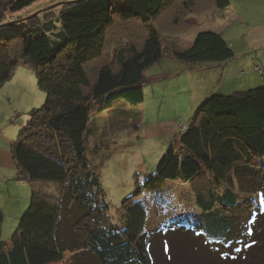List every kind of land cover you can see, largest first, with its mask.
<instances>
[{
    "label": "trees",
    "instance_id": "1",
    "mask_svg": "<svg viewBox=\"0 0 264 264\" xmlns=\"http://www.w3.org/2000/svg\"><path fill=\"white\" fill-rule=\"evenodd\" d=\"M35 1L0 0V22ZM228 4L122 0L114 7L112 0H73L63 1L56 17L0 26L9 29L0 34V87L22 62L33 67L45 94L11 145L17 178L31 184V196L8 243L1 239L0 213V264H50L65 253L73 264H205V246L234 251L246 245L247 223L254 216L264 219V84L202 100L176 136L180 150L172 139L154 173L122 201L118 222L108 215L99 170L88 158V150L102 145L89 142L98 136L93 121L117 100L141 105L145 69L164 53L190 64L234 56L230 42L212 30L197 32L183 49L162 39L164 32H178V24L191 32L199 16ZM138 26L142 31L136 33ZM250 179L257 187L247 190L256 196L239 198L235 183ZM167 181L189 183L201 213L192 226L170 220L178 224L174 241L161 240V226L145 229L147 210L137 201ZM46 184L56 186L55 194ZM247 198L252 202L239 210Z\"/></svg>",
    "mask_w": 264,
    "mask_h": 264
},
{
    "label": "rangeland",
    "instance_id": "2",
    "mask_svg": "<svg viewBox=\"0 0 264 264\" xmlns=\"http://www.w3.org/2000/svg\"><path fill=\"white\" fill-rule=\"evenodd\" d=\"M63 1L69 2L73 0H36L14 14L7 12L0 25L11 20L13 23H18L28 18V20L33 18L43 20L45 17H56L60 9L59 5L63 4ZM112 1L114 7H118L122 2V0ZM261 10L264 11V2L261 5ZM186 16L187 13L183 15V20ZM209 17V19L203 18V21L202 18L198 17L202 22H198L194 29H203V26H206L209 21L215 18L212 15ZM221 22L222 24L218 20L221 26L226 23L224 20H221ZM130 27L132 29L136 28L134 26ZM177 28L178 32H164L162 39L164 44L169 47L175 46L177 49H183L189 45L190 35H193L194 31L188 34L185 31L187 26L181 29L179 24ZM8 30L7 26L1 27L0 34L6 33ZM162 30H167L166 25ZM241 30L237 25L233 32L241 33ZM140 31H142L141 27L135 30L136 33ZM230 31L226 33V36H231ZM261 42L264 43L263 38ZM254 47H257L258 50L261 49L259 48L260 46ZM207 63L200 62L195 63V65H205ZM234 63L230 59L226 63L217 62L214 64L216 68L211 70H224L225 75L236 73L237 70L233 69ZM195 65L181 62L164 53L158 62L145 69V75L148 80L144 87V102L141 105H130L123 100H117L110 109L100 114L99 120L93 121V128H97L98 136L94 133L91 135L89 142L90 144L102 142V145L94 149L93 152L88 150V158L92 165L99 170L101 188L109 205L108 215L116 222L119 221L118 213L122 201L154 173L157 162L167 150L172 139L175 148L180 150L178 137L176 138L175 135L180 132L181 126L186 124L192 117L198 105L196 99L201 96V88H205V85L208 86ZM16 70L18 72L12 80L15 89L11 101L17 105V110L16 114H13L15 119L12 120L10 126L16 131L17 135L19 128L25 125V121L28 118L27 113L43 104L45 94L37 87L33 67L21 62L14 72ZM248 73L243 77V81L240 82L238 71L234 79H229V82L225 83V86L231 87L233 84L234 87L232 89H222L220 93L231 94L238 90H246L262 85L256 82L258 80H253L251 83L246 82L249 76L253 79L260 77L254 72L249 71ZM212 75L214 73H210V76ZM230 82L232 84H229ZM214 90L213 93L217 91V87ZM96 107L95 103L94 106L92 104L93 110ZM169 128L173 133H166ZM173 136L175 137L172 138ZM203 182V179L197 180L198 184ZM254 182L251 183L250 179L248 186L245 183H235L239 198L256 196V193L249 191L253 187H257ZM28 185L31 189V184L28 183ZM44 188L49 193L54 192L55 194L56 186L46 184ZM250 198H247L245 204L240 205L239 210L245 209L247 203L252 202ZM137 201L147 210L148 216L145 222V229H154L157 226L163 227V236H160L161 240L163 237L166 240H176V236L174 237L175 239L173 238V233L177 232L178 224L169 225L170 220H182L192 226L198 224L201 219V213L195 204L194 191L189 183L167 181L160 189L145 190L137 198ZM19 220L15 227L9 228L7 226L6 231H3L1 239L4 242H9L12 234L17 229ZM245 226L246 223L241 224L239 229L241 230ZM182 228L186 232H190V229ZM246 231L250 238L246 240V245L241 250L233 251V249L231 250L228 247L226 250L220 251L218 249L220 247L217 244H215L216 248L214 246H205V248L200 249L202 250L200 254L205 260V264H264V219H260V216H254L252 222L247 223ZM164 242L166 243V241ZM158 243L159 240L153 246L158 248ZM227 251L231 253V256H229L231 260H228V255L225 253ZM50 264H73V257H71L70 253H65L62 259Z\"/></svg>",
    "mask_w": 264,
    "mask_h": 264
},
{
    "label": "crops",
    "instance_id": "3",
    "mask_svg": "<svg viewBox=\"0 0 264 264\" xmlns=\"http://www.w3.org/2000/svg\"><path fill=\"white\" fill-rule=\"evenodd\" d=\"M263 2L264 0H229L227 7L223 9L214 7L210 12H206L199 16V18H202V21L204 20L203 18L209 19L210 15L215 16L214 19L216 20L212 19L209 21L206 26H203V29L192 30L194 34L190 35L191 39L188 43L191 44L197 32L202 30H212L220 33L231 44L234 56L230 60L235 62L233 69H236L237 72L225 75L224 70L220 71L217 69L212 71V68H216L214 65L216 62H208L205 65L193 64L197 66L198 72L203 75L202 77L205 84H208V86L205 85V88H201V96L196 99L198 101L196 103L199 104L207 96L211 95L215 91V87H217L216 93L222 91V89H232L234 86L231 82L229 83L232 84L231 87L225 86V83L229 82V79H234L238 71L240 74L238 75L240 82L243 81V77L250 71L256 73L260 77L253 79L249 76L246 82L251 83L253 80H258L256 82L264 84V73H259L254 69L256 65L264 67V43L261 42V39H264V11L261 10ZM199 18H197V23L202 22ZM218 20L220 24H222L221 20H224L226 23L221 26ZM237 25L239 29H242L241 33H236V31L233 32V29ZM192 31L188 34L192 33ZM229 31L231 32V36L228 37L226 33ZM254 46H260L259 48L261 49L258 50V48ZM226 62L227 61H223L220 63ZM17 70L13 73L12 79L10 78L0 87V213H2L3 216L1 235L7 226L13 228L17 225L21 215L28 208L31 196V189L28 185L29 182L17 178L16 166L11 152V145L18 135H16V131L10 126L12 120L15 119L13 116L16 114L17 110V105L13 104L11 101L15 89L12 80L18 72ZM210 73H214V75L210 76ZM28 119L29 117L26 119L25 124ZM187 123L184 125H187ZM19 129L21 130V128ZM166 133L170 134L173 132L169 128ZM7 222H9L8 225Z\"/></svg>",
    "mask_w": 264,
    "mask_h": 264
},
{
    "label": "built area",
    "instance_id": "4",
    "mask_svg": "<svg viewBox=\"0 0 264 264\" xmlns=\"http://www.w3.org/2000/svg\"><path fill=\"white\" fill-rule=\"evenodd\" d=\"M258 71L263 74L264 73V67H259ZM181 128H183V127L181 126Z\"/></svg>",
    "mask_w": 264,
    "mask_h": 264
},
{
    "label": "water",
    "instance_id": "5",
    "mask_svg": "<svg viewBox=\"0 0 264 264\" xmlns=\"http://www.w3.org/2000/svg\"><path fill=\"white\" fill-rule=\"evenodd\" d=\"M35 14V13H34ZM8 23H13V21H10V22H8ZM8 23H5V24H2V25H7ZM1 26V25H0Z\"/></svg>",
    "mask_w": 264,
    "mask_h": 264
}]
</instances>
